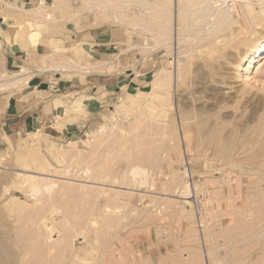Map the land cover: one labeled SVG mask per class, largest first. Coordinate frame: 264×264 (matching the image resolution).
Wrapping results in <instances>:
<instances>
[{"label":"rangeland","instance_id":"rangeland-1","mask_svg":"<svg viewBox=\"0 0 264 264\" xmlns=\"http://www.w3.org/2000/svg\"><path fill=\"white\" fill-rule=\"evenodd\" d=\"M182 3L47 0L13 25L111 28L151 71L94 127L3 148L0 264H264V0Z\"/></svg>","mask_w":264,"mask_h":264},{"label":"crops","instance_id":"crops-1","mask_svg":"<svg viewBox=\"0 0 264 264\" xmlns=\"http://www.w3.org/2000/svg\"><path fill=\"white\" fill-rule=\"evenodd\" d=\"M39 2L0 0V152L31 134L63 139L94 127L112 100L151 71L111 28H54L34 40L33 30L14 32L10 21L26 19Z\"/></svg>","mask_w":264,"mask_h":264},{"label":"bare ground","instance_id":"bare-ground-1","mask_svg":"<svg viewBox=\"0 0 264 264\" xmlns=\"http://www.w3.org/2000/svg\"><path fill=\"white\" fill-rule=\"evenodd\" d=\"M46 1V0H45ZM156 1V0H155ZM176 2L178 1H180V4H179V16L181 17L183 14H184V12H185V6H184V3H182V1L183 0H175ZM189 1V0H188ZM40 2L42 3V0H40ZM40 2L39 3H36L37 5H35V6H32V9L36 12V11H39V9L40 8H42L43 6H45L44 4H40ZM95 2V1H94ZM114 2V1H113ZM159 2H160V0H159ZM192 2V1H191ZM110 3V2H109ZM164 3V2H163ZM113 4V3H112ZM123 5V4H122ZM200 5H203V4H200ZM247 5H249V9L250 10H252V8H251V6L252 5H250V4H246V6ZM194 6V5H193ZM46 7H49V6H46ZM105 7V6H104ZM104 7L102 6V3H97L96 4V2H95V4H93V6L92 5H87V3H84V8H85V10H95V9H101V8H103L104 9ZM143 7V6H142ZM152 7V6H151ZM156 7V6H155ZM154 7V8H155ZM192 7V6H191ZM153 8V7H152ZM157 8V7H156ZM195 9V8H194ZM102 10V9H101ZM150 10V9H149ZM34 11H32V13H35ZM99 11V10H98ZM166 11V10H165ZM26 12H29V9L26 11ZM192 12H194V11H192ZM251 12V11H250ZM193 14V13H192ZM195 14V13H194ZM114 15V18L115 19H118V16L114 13L113 14ZM194 16H197V14L196 15H194ZM196 18V17H195ZM25 21L29 24V25H31V26H33V25H35V26H43L41 23H34L32 20H30V19H25ZM18 22V21H17ZM122 22V21H121ZM135 22V21H134ZM15 23H16V21L14 20V21H10V25H11V27H13V25H15ZM34 23V24H33ZM194 23V22H193ZM192 23V24H193ZM189 24V23H188ZM142 27V26H141ZM14 29V28H13ZM16 29V28H15ZM185 29V28H184ZM244 31V30H243ZM13 32V31H12ZM14 32H16V30L14 31ZM41 32H43V31H41ZM11 33V32H10ZM10 33H9V35H10ZM39 33V31L38 30H36V29H34L33 30V32H32V34L30 35V38L31 39H33L34 40V38L36 37V35ZM15 34V33H14ZM165 34V33H164ZM166 36V35H165ZM14 38V37H13ZM12 39V38H11ZM15 39V38H14ZM158 44V43H157ZM264 49V40L262 39L261 41H258V43L256 44V47L254 48V50H253V53H259L260 54V52H261V50H263ZM175 69V68H174ZM164 71H166V72H169L168 70H166V69H164ZM161 73V72H160ZM160 73H157V75H156V78L153 80V83H152V87H158V86H162L163 85V82H165L164 81V79H161L160 77H157V76H160ZM167 78H168V76H167ZM165 80H166V78H165ZM168 87H166V89H167ZM146 95V94H145ZM132 96H134L133 94H131L130 95V97H132ZM135 96H137V97H142V96H144V93H142V92H137L136 93V95ZM134 96V97H135ZM129 97V98H130ZM128 99V98H127ZM131 99V98H130ZM136 102V101H135ZM134 102V103H135ZM61 103V102H60ZM100 131H102L101 129H100ZM190 136V135H189ZM188 137V136H187ZM193 137V136H192ZM191 139V138H190ZM21 140H25V139H21ZM21 140H20V142H19V145L20 144H22L21 143ZM34 141L32 140V139H30L29 140V143H28V145H30L31 146V143H33ZM1 156V155H0ZM1 157H3V156H1ZM1 159H3V158H1ZM0 159V160H1ZM4 163V162H3ZM2 164V163H1ZM21 171V170H20ZM23 171V170H22ZM22 174V173H21ZM26 175V174H25ZM31 176V178H28V179H31L30 181H31V189L33 190V191H37V189H38V182L36 181L37 179H35V174H29V177ZM37 177V176H36ZM247 249V248H246ZM245 251V250H244Z\"/></svg>","mask_w":264,"mask_h":264}]
</instances>
